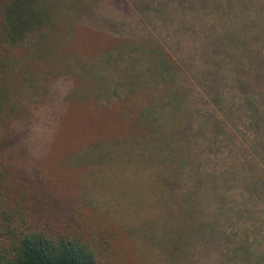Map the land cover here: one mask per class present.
Instances as JSON below:
<instances>
[{
    "label": "trees",
    "instance_id": "trees-1",
    "mask_svg": "<svg viewBox=\"0 0 264 264\" xmlns=\"http://www.w3.org/2000/svg\"><path fill=\"white\" fill-rule=\"evenodd\" d=\"M128 215L167 264H264V0H0V264H113Z\"/></svg>",
    "mask_w": 264,
    "mask_h": 264
},
{
    "label": "rangeland",
    "instance_id": "rangeland-1",
    "mask_svg": "<svg viewBox=\"0 0 264 264\" xmlns=\"http://www.w3.org/2000/svg\"><path fill=\"white\" fill-rule=\"evenodd\" d=\"M41 82H44L45 85L50 84V86L52 87H57L59 93L64 92L63 85H62L63 81L61 79H59L58 81H54L52 77H47ZM20 101L23 104L25 103L31 104L30 101L26 98H23V100L20 99ZM54 103L56 105L59 103L62 104V99L59 101H54ZM70 113L71 114L74 113V115H77L78 110L71 108ZM71 114H69L68 116L72 117ZM40 119L45 120L43 118H40ZM76 119L77 118H73L72 122L75 121ZM41 122H44V121H41ZM66 127H67V123H63V124L60 123V125L58 126L57 134H55V136H52V138L50 139V146L47 148L50 151L48 153V156L46 155L45 157H43L44 167H46L47 169L55 168L54 170L55 175L58 178L65 179L69 183H71L72 178H74L77 181L78 188H80L85 182L81 179L80 175L73 173L75 177L71 174L70 176L69 172L67 171L66 173L63 172L64 169L62 168L64 167L65 169L67 168L73 169L72 168V166H74L73 160L70 163H67L68 157L64 156V152L65 150H67L69 145L72 144V142L75 143L78 138V137L74 138L72 136H69V134L66 131ZM44 131L45 130L41 127H35L34 133L31 136L30 142L33 143L34 145H39V144H42L44 141H46L48 137L45 135ZM25 174L27 175V177L31 176V173L26 170H24V175ZM26 179H28L29 182L32 181V179H29V178H26ZM97 211L96 213H99ZM118 221H119L118 225L115 224L111 227L112 237L110 241L112 244L111 252H112L113 264H167L169 259L164 260L162 257L159 256V253L156 252L155 250L147 249L148 243L143 248V245L140 242V239H139L140 237H139L137 230L133 232H129V233L123 230L125 229V227H128V226L131 227L134 224L133 219H131L129 215L123 216V217L120 216L118 218ZM121 224L124 225L123 229L121 227Z\"/></svg>",
    "mask_w": 264,
    "mask_h": 264
}]
</instances>
